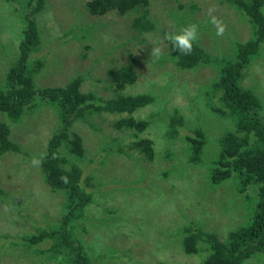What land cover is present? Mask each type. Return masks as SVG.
<instances>
[{
  "label": "rangeland",
  "instance_id": "1",
  "mask_svg": "<svg viewBox=\"0 0 264 264\" xmlns=\"http://www.w3.org/2000/svg\"><path fill=\"white\" fill-rule=\"evenodd\" d=\"M88 1L46 0V8L37 15L45 40L41 53L47 59L37 75L38 84L63 85L79 75L82 91L108 97L113 88L109 71L132 62L138 76L126 90L148 91L156 96L154 103L133 115H166L155 118L137 137L131 129L113 126L115 116L124 113H108L90 120L98 130L82 121L73 123L72 130L82 137L85 157L81 159L63 147L58 156L66 158L67 168L73 164L81 167L82 181L88 183L91 192L85 216L78 220L81 229L76 230V225L73 232L90 257H95L93 264H202L206 254L202 248L194 254L184 253L181 228L200 227L225 239L228 232L249 221L255 202L252 191L257 186L243 188L236 175L218 184L210 180V166L220 147L217 137L233 130L235 122L214 110L219 102L203 85L212 80L214 66L178 71L172 62L160 61L169 52L170 42L163 41V37L166 32H177L182 25L197 23L198 43L227 61L233 58V41L250 37L249 24L233 6L221 0H149L148 17L155 22V29L138 34L131 25L135 12L120 15L110 10L92 15L85 9ZM189 4L194 8L190 9ZM13 6L0 0V80L7 69L4 65L9 66L16 57L22 28L13 16ZM210 7L215 8L212 15L226 25L223 36H216L209 23ZM178 17L184 18L178 21ZM69 30L87 32L88 38L64 36ZM153 47L161 48L163 54L151 57ZM242 85L259 97L264 111V43L245 70ZM175 109L182 124L177 133L171 134L166 119ZM58 123L54 109L46 104L10 123V138L18 144V150L0 156V244L7 243L6 248L0 247V264H62L58 260L42 261L19 239L38 227L31 223L42 229L54 227L64 213L66 194L51 189L40 166L31 164L33 157H42L47 151L48 139ZM198 128L208 136L200 161L193 163L188 159L190 144L185 136H193ZM143 137L154 141L151 160L131 147V141ZM109 140L110 150L105 154L103 146ZM13 238L15 243L10 242ZM242 264H264V251L252 253Z\"/></svg>",
  "mask_w": 264,
  "mask_h": 264
},
{
  "label": "trees",
  "instance_id": "2",
  "mask_svg": "<svg viewBox=\"0 0 264 264\" xmlns=\"http://www.w3.org/2000/svg\"><path fill=\"white\" fill-rule=\"evenodd\" d=\"M4 1L14 4L12 13L22 23V28L18 36L16 57L9 66L4 65L7 69L0 80V114L4 118L0 120V156L18 150V144L10 138V123L20 120L24 114L33 113L40 105H49L54 109L59 123L48 139L40 169L44 181L51 189L61 190L67 197L60 223L44 229L31 223L32 227H38L33 228V232L19 236V239L44 262L51 259L62 264H93L95 257H90L80 237L73 232L76 225V230L81 229L79 225L82 223L78 220L85 216L84 208L91 200V192L87 188L88 183L82 181L85 179L79 165L73 164L69 168L64 166L68 162L65 157L58 156L60 148L63 147V150L81 159L85 157L82 137L76 130H72L74 124L82 121L92 127L90 122L93 118H103L108 113L119 116L126 114L115 116L113 126L117 129H131L137 137L138 133L147 130L155 118L162 115L160 112L151 113L144 118L133 115L138 109L154 103L156 96L148 91L131 93L126 90V86L133 84L138 76L132 62L109 71L113 88L112 95L108 97L94 91H82L83 79L79 75L71 77L63 85H39L36 78L47 59L41 53L45 40L37 23V15L46 8V0ZM221 2L233 6L249 24L250 37L243 41H233L232 59L225 61L217 54L209 53L197 41L188 55L180 53L170 42L169 52L165 57H160V61L172 62L178 71L200 65L214 66L212 80L209 83L206 80L202 84L219 102L214 110L231 117L235 128L217 137L220 147L210 166V180L218 184L236 175L243 188L249 184L257 186L252 191L255 196L254 209L247 224L228 232L225 239L200 227H182L183 251L185 254H194L199 247L202 248L201 251L206 252L202 264H242L252 253L264 251V111L259 97L253 90L242 85L245 70L259 54L260 46L264 43V0ZM148 5L149 0H89L85 9L92 15H102L110 10L120 15L135 12L132 28L138 34H144L155 29V22L148 17ZM189 8L193 9L194 4H189ZM183 18L178 17L177 20ZM183 26L185 25L181 27ZM72 34L74 37L88 38V33L81 30H69L63 35L72 38ZM177 113L175 109V113L166 119L171 134L177 133L178 126L182 124V117ZM92 128L99 129L98 126ZM192 135L185 136L190 144L188 159L197 163L201 159L208 135L201 128L195 129ZM110 145V140L105 141V154L110 150ZM131 147L145 155L146 159L154 157V141L149 137L131 141ZM117 148H120L119 145ZM62 177H67L68 182L65 183ZM25 215L27 214L23 215L24 218L28 220ZM13 241L15 243V238L10 242ZM6 245L7 243L0 244V247L6 248Z\"/></svg>",
  "mask_w": 264,
  "mask_h": 264
},
{
  "label": "clouds",
  "instance_id": "3",
  "mask_svg": "<svg viewBox=\"0 0 264 264\" xmlns=\"http://www.w3.org/2000/svg\"><path fill=\"white\" fill-rule=\"evenodd\" d=\"M215 8L210 7L208 14L210 16L209 23L215 28L216 36H223L226 25L224 22L212 15ZM200 39L199 25L197 23H190L179 29L177 32H166L163 37V41H169L174 48L184 55L191 54L193 50V44ZM162 50L159 47H153L151 50V57H160L162 55ZM42 163V157H33L31 164L33 167H38ZM62 180L67 183V177H62Z\"/></svg>",
  "mask_w": 264,
  "mask_h": 264
}]
</instances>
